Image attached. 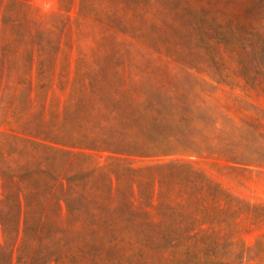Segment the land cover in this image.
Returning <instances> with one entry per match:
<instances>
[{"label": "rangeland", "instance_id": "1", "mask_svg": "<svg viewBox=\"0 0 264 264\" xmlns=\"http://www.w3.org/2000/svg\"><path fill=\"white\" fill-rule=\"evenodd\" d=\"M0 264H264V0H0Z\"/></svg>", "mask_w": 264, "mask_h": 264}, {"label": "trees", "instance_id": "2", "mask_svg": "<svg viewBox=\"0 0 264 264\" xmlns=\"http://www.w3.org/2000/svg\"><path fill=\"white\" fill-rule=\"evenodd\" d=\"M117 171L115 173L116 176L117 175ZM131 188H133V183L131 182ZM17 199L19 201V207H20V211H21V214L23 217H27V213H29V203L27 201V197H26V194H25V191L24 190H19L17 192ZM32 204V203H31ZM35 204V203H34ZM33 205V204H32ZM60 206H62L60 203H59ZM22 206H24V210H23V213H22ZM36 210L34 211L35 215L38 216L39 218H45L48 214V209L46 207H42L41 203L39 205H36ZM66 206L68 207V205L66 204ZM120 214V217H118V221H116L115 223H113L112 225H110L109 227V230L111 231H115V232H138V231H141L143 230V225H141L142 223H144V221L139 224V225H133L132 224V221L130 220V218L126 215H124L123 213H119ZM38 226V225H37ZM40 226V225H39ZM83 230V229H82ZM86 231V230H84ZM67 244V243H66ZM59 248H60V245H59ZM54 258L56 259V255H53ZM23 258L20 256H18V260H22Z\"/></svg>", "mask_w": 264, "mask_h": 264}]
</instances>
